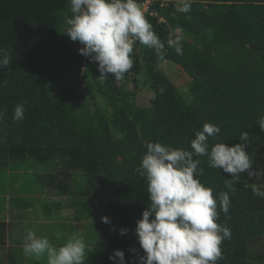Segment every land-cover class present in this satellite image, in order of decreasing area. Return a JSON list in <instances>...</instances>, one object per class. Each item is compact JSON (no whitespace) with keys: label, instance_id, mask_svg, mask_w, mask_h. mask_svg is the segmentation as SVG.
<instances>
[{"label":"trees","instance_id":"trees-1","mask_svg":"<svg viewBox=\"0 0 264 264\" xmlns=\"http://www.w3.org/2000/svg\"><path fill=\"white\" fill-rule=\"evenodd\" d=\"M146 2L145 16L165 47L135 44L132 69L116 81L111 74L102 80L97 64L64 34L70 0H0V49L10 58L0 68V247L13 244L0 264H47L46 256L24 254L28 230L56 247L83 236L85 264H112L115 250L129 262L144 255L134 230L150 203L138 172L145 142L191 151L195 133L211 123L220 133L208 138L209 150L245 144L253 170L264 171V0H192L189 13L177 10V0H138ZM176 37L182 55L168 47ZM166 61L189 77L186 94L162 72ZM132 72L153 95L146 108L127 90L137 82ZM67 73L80 76L82 89L65 84ZM19 103L24 119L14 122ZM194 159L213 196L230 197L227 213L217 206L216 222L232 235L216 264H264V197L252 192L253 185L264 190V180L241 173L233 194L225 186L230 174L210 168L206 156ZM65 210L68 224L58 222ZM10 214L23 225L15 234ZM105 216L111 224L101 222Z\"/></svg>","mask_w":264,"mask_h":264},{"label":"clouds","instance_id":"clouds-1","mask_svg":"<svg viewBox=\"0 0 264 264\" xmlns=\"http://www.w3.org/2000/svg\"><path fill=\"white\" fill-rule=\"evenodd\" d=\"M191 3L192 0H177V10L189 13ZM149 4L146 2L141 6L138 0H70L72 15L65 18L64 34L81 45L78 54L97 64L102 80L107 79L108 74L116 81L122 80L133 67L131 54L135 44L157 52L165 47L143 11L146 8L148 12ZM181 39L176 37L167 42L178 55L183 54ZM9 59L8 53L0 49V68H6ZM160 59L164 57L160 56ZM24 114V104L19 103L14 108L12 120L20 122ZM4 115L0 111V120ZM258 126L264 132V117L258 121ZM219 133V126L204 123L191 140V151L145 142L146 153L138 172L147 183L150 203L136 221L134 230L144 255L129 262L123 251L115 250L108 257L112 264H216L222 241L232 235L230 229L221 228L216 222L217 206L227 213L230 197L228 192H220L214 197L213 189L200 182L201 160L194 157L206 156L210 168L230 174L232 179H225V186L233 194L239 174L247 172L249 178L264 175V171L253 170L245 144L216 143L209 150L208 138ZM240 139L246 141L248 133H242ZM252 192L264 197L261 186L253 185ZM101 222L111 224L106 216L101 217ZM127 232L122 228L119 235L124 236ZM86 247L85 239L80 235L74 234L65 244L56 247L47 237H37L35 232L28 230L22 250L36 260L46 256L47 264H85ZM130 252L134 254L135 250Z\"/></svg>","mask_w":264,"mask_h":264},{"label":"rangeland","instance_id":"rangeland-1","mask_svg":"<svg viewBox=\"0 0 264 264\" xmlns=\"http://www.w3.org/2000/svg\"><path fill=\"white\" fill-rule=\"evenodd\" d=\"M170 1V0H168ZM146 9V8H145ZM145 9H143L144 13H147V10L145 11ZM79 43H76L75 46H78ZM162 72L165 74V76L167 78L170 79V81L179 89L180 92L186 94L188 91V85L190 82L189 77H187V75L181 70V68L179 66H177L176 64H174L173 62H169L166 61L161 68ZM133 74V72H132ZM134 76V74H133ZM66 78H64V82L68 87H74L77 89H82L83 86V82L77 78L80 76H76L73 74H69L67 73L65 75ZM135 80L137 82H131L127 88L128 91L136 94V102H137V106L139 108H146L150 105V101L153 98L152 93L143 86V81L142 78L134 76ZM120 87V86H119ZM262 180H264V175L259 176ZM253 178H256L255 176ZM70 215L71 212L65 210L64 212L61 213V216L66 219L65 221H58L59 223H70ZM16 216V215H15ZM9 219H12L14 223V229L12 231L11 234H15L16 231L22 230L23 229V225L21 224V222L18 219H13L11 218V214L9 215ZM18 221V222H17ZM82 232V230H80ZM79 231V232H80ZM13 245V244H12ZM11 245L9 244V246H6L5 248H0V257L3 254H7L8 253V249Z\"/></svg>","mask_w":264,"mask_h":264},{"label":"crops","instance_id":"crops-1","mask_svg":"<svg viewBox=\"0 0 264 264\" xmlns=\"http://www.w3.org/2000/svg\"><path fill=\"white\" fill-rule=\"evenodd\" d=\"M255 177H256V176H255ZM7 223H12L11 219H9L8 217H7ZM10 229H11V228H9L8 233H9V231H11ZM9 244L11 245L10 247L13 246L12 243H11V241H10V240H7V244H6V246H9ZM0 248H2V247H0ZM7 249H9V248H7ZM3 255H4V254H3ZM0 258H1V257H0Z\"/></svg>","mask_w":264,"mask_h":264}]
</instances>
